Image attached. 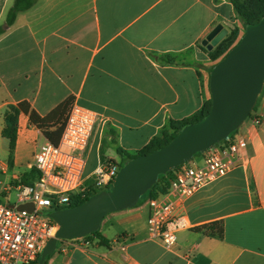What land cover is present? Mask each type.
Here are the masks:
<instances>
[{"label":"crops","instance_id":"obj_1","mask_svg":"<svg viewBox=\"0 0 264 264\" xmlns=\"http://www.w3.org/2000/svg\"><path fill=\"white\" fill-rule=\"evenodd\" d=\"M14 1L0 0V152L14 170L31 169L45 135L29 112L43 117L71 99L98 115L84 151L85 183L101 160L121 166L171 121L199 112L214 64L201 41L218 23L243 33L230 0H35L7 24ZM9 116L13 146L3 134ZM234 136L246 139L237 164L178 202L174 214L190 227L173 245L148 236L145 199L103 218L107 244L60 240L46 264H264V83ZM213 221L221 237L197 229Z\"/></svg>","mask_w":264,"mask_h":264},{"label":"built area","instance_id":"obj_2","mask_svg":"<svg viewBox=\"0 0 264 264\" xmlns=\"http://www.w3.org/2000/svg\"><path fill=\"white\" fill-rule=\"evenodd\" d=\"M97 118L93 110L72 102L58 143L53 144L45 136L37 145L32 168L38 172V178L33 184H18L14 204L0 201V264H29L36 260L58 228L46 212L67 208L73 195L110 189L120 167L114 161L101 160L93 171L91 182L85 183L83 176L84 151ZM253 122L258 124L260 119L255 117ZM226 140L204 151L202 164L178 166L168 190L147 200L150 238L171 246L176 242L177 232L190 227L184 215H176L174 211L178 202L225 175L237 164L246 139L234 136ZM25 202H31L34 210L18 208V204ZM77 239L82 245L90 243L87 235Z\"/></svg>","mask_w":264,"mask_h":264},{"label":"water","instance_id":"obj_3","mask_svg":"<svg viewBox=\"0 0 264 264\" xmlns=\"http://www.w3.org/2000/svg\"><path fill=\"white\" fill-rule=\"evenodd\" d=\"M227 29L218 23L201 41L211 50ZM264 83V15L248 23L238 41L218 59L209 73L211 105L199 120L185 124L165 145L127 159L113 179L110 189L89 196L84 202L45 214L58 226L53 237L41 249L37 264H44L60 240L86 236L100 228L103 218L112 212L140 204V198L158 180L159 174L188 162L228 139L249 116ZM18 208L33 211L31 202Z\"/></svg>","mask_w":264,"mask_h":264},{"label":"trees","instance_id":"obj_4","mask_svg":"<svg viewBox=\"0 0 264 264\" xmlns=\"http://www.w3.org/2000/svg\"><path fill=\"white\" fill-rule=\"evenodd\" d=\"M230 1L233 4L237 17L242 22L243 29L246 24L256 22L264 15V0H230ZM34 2L35 0H15L13 5L8 9V12H7V16H6L7 24H12L17 13L19 11L29 8L31 5H33ZM2 32H3V28L0 27V34ZM239 32H240V28L238 26H234L230 28L227 35L223 37V39H221L211 50H206L204 47L203 49H205V51L208 53L210 59L212 61H215L218 58L224 56L226 52L238 41ZM71 103H72L71 99H67L63 101L62 103H60L53 110H51L46 116H43V117L38 115L36 112L31 111L29 112L30 121L34 125H36L39 129H41L44 135L53 144H57L59 141L62 129H63L67 110ZM210 105H211V98L205 101L201 110L197 112L196 114H194L193 116L189 118H185L180 121H171L167 127H164L161 129L159 135L154 136L150 140V142L142 150H140L137 154L129 155L128 159L134 156H137V155L149 153L165 145L178 133V131L185 124L195 122L201 119L208 112ZM20 106L23 112L28 113L29 111L28 107L24 105H20ZM255 107H256V103L253 106L251 112L249 113V116L251 115ZM14 110H17V108H14ZM14 122H15V119L13 116L7 117L8 126L5 128L3 132V134L9 138L10 146H13L14 141H15ZM53 125H55L54 129L50 130L49 128L52 127ZM236 130H234L230 134L229 137H231L236 132ZM226 141L227 140L224 139L218 142L217 144L226 143ZM175 170L176 168L168 171L165 174H159L158 180L156 181V183L150 189H148L144 193V195H142V197L140 198V203L144 201L145 199L155 198L159 194L165 193L169 188L170 181L174 177ZM37 178H38V172L34 168H31L23 173V175L21 176V181L23 182V184H33V182ZM91 195L93 194L73 195L71 197L70 205L68 207L84 202ZM197 229H205L207 234L217 236V237H221L222 232H223V228L218 221L210 222ZM87 236L90 238L92 237L97 238L99 242L102 244L108 243L106 238L101 235L100 228L96 230L95 232L88 234ZM46 261H47V258L44 264H46ZM29 264H37V258L36 260L32 261Z\"/></svg>","mask_w":264,"mask_h":264},{"label":"rangeland","instance_id":"obj_5","mask_svg":"<svg viewBox=\"0 0 264 264\" xmlns=\"http://www.w3.org/2000/svg\"><path fill=\"white\" fill-rule=\"evenodd\" d=\"M241 34L242 33H239L238 38L241 36ZM217 60H215L214 63ZM247 119L248 117L246 118V120ZM10 162L11 158L6 153L3 155V153L0 152V201H6L9 202V204H14L16 202V187L18 186V184H23V182L21 181V176L23 175L24 171L14 170L11 167ZM96 193L98 192H95V194Z\"/></svg>","mask_w":264,"mask_h":264}]
</instances>
